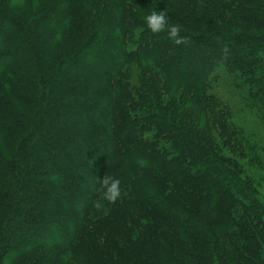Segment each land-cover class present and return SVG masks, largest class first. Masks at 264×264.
Segmentation results:
<instances>
[{"label": "trees", "instance_id": "16d2710c", "mask_svg": "<svg viewBox=\"0 0 264 264\" xmlns=\"http://www.w3.org/2000/svg\"><path fill=\"white\" fill-rule=\"evenodd\" d=\"M220 68L264 98V0H0V264H264L250 183L186 127Z\"/></svg>", "mask_w": 264, "mask_h": 264}, {"label": "rangeland", "instance_id": "374dc122", "mask_svg": "<svg viewBox=\"0 0 264 264\" xmlns=\"http://www.w3.org/2000/svg\"><path fill=\"white\" fill-rule=\"evenodd\" d=\"M213 81L214 101L206 119L197 115L186 127L193 128L196 139L214 146L221 158L238 164L242 181L250 183L264 210V98L226 69L220 68Z\"/></svg>", "mask_w": 264, "mask_h": 264}, {"label": "clouds", "instance_id": "9594fccd", "mask_svg": "<svg viewBox=\"0 0 264 264\" xmlns=\"http://www.w3.org/2000/svg\"><path fill=\"white\" fill-rule=\"evenodd\" d=\"M147 27L152 32L166 31L169 38L175 40L179 32V26L169 24L166 14L163 11L154 10L144 17ZM120 180L115 177L104 176L100 179V194L104 200L115 202L121 195L119 187ZM99 206V204L97 205Z\"/></svg>", "mask_w": 264, "mask_h": 264}]
</instances>
